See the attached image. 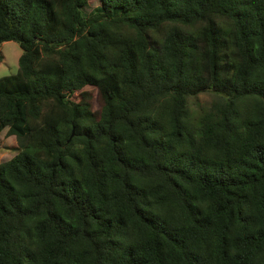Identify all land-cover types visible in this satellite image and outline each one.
<instances>
[{"label": "trees", "instance_id": "16d2710c", "mask_svg": "<svg viewBox=\"0 0 264 264\" xmlns=\"http://www.w3.org/2000/svg\"><path fill=\"white\" fill-rule=\"evenodd\" d=\"M90 2L0 0V264H264V0Z\"/></svg>", "mask_w": 264, "mask_h": 264}, {"label": "rangeland", "instance_id": "374dc122", "mask_svg": "<svg viewBox=\"0 0 264 264\" xmlns=\"http://www.w3.org/2000/svg\"><path fill=\"white\" fill-rule=\"evenodd\" d=\"M89 7L98 5L97 0H90ZM22 50L15 41H5L1 45L0 52V77L16 73L18 70V58ZM89 93V102L92 108L97 111L101 105V97L96 87L88 86L85 89ZM213 98L210 93H200L195 99H190L194 106H206ZM6 129L0 133V163L10 159L17 151V144L14 135H6Z\"/></svg>", "mask_w": 264, "mask_h": 264}]
</instances>
